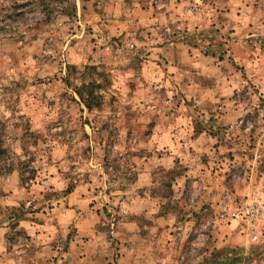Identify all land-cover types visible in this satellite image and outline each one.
Segmentation results:
<instances>
[{"label": "rangeland", "instance_id": "1", "mask_svg": "<svg viewBox=\"0 0 264 264\" xmlns=\"http://www.w3.org/2000/svg\"><path fill=\"white\" fill-rule=\"evenodd\" d=\"M227 1L0 0V264H79L72 247L91 264H264V30L237 34ZM206 39L225 76L197 74Z\"/></svg>", "mask_w": 264, "mask_h": 264}, {"label": "crops", "instance_id": "2", "mask_svg": "<svg viewBox=\"0 0 264 264\" xmlns=\"http://www.w3.org/2000/svg\"><path fill=\"white\" fill-rule=\"evenodd\" d=\"M236 0H229V1H227L226 3H227V5H229L230 7L228 8V10H230L231 11V15L230 14H226V16H228V17H230V18H233V16H235L236 17V19L235 20H237V21H239V22H242V24L241 25H239L238 27H234L233 25H232V22L233 21H231V19H225L226 20V22H225V24L224 25H221L219 28L220 29H222L223 30V28H224V26H225V28L224 29H227V27H230V26H233V29L234 30H236V32H237V34L238 33H240V32H242V31H244V30H248L249 32H252L251 30H254V28L253 29H251V24H254L255 25V27H257V26H259L261 29H263L264 30V15H262L261 16V18H260V16L259 15H255V17H253L252 15H250V14H246V13H244L243 15H245V16H242V15H238V13H235L236 11H235V9L233 8L234 6H232L231 4H233L234 2H235ZM244 8V7H243ZM237 12H241V11H237ZM225 16V15H224ZM225 16V18H227ZM212 19V18H211ZM211 19H207V22H209L208 24H207V22L205 23L206 24V26L208 27V26H210V24L211 25H213L214 23V21H212ZM261 19V20H260ZM260 20V21H259ZM253 36V35H252ZM204 40H205V38H204ZM226 46V44L224 45V47ZM236 48L235 49H233L232 50V52H231V54H234V56H233V59H234V61L237 63H241V64H244V66H245V68H247L246 67V62H250V61H255V59L256 60H258V57L255 55V53L253 52V51H251V49H253V47L252 46H250V48H249V46H245V45H234ZM233 47V45L231 44L230 45V48H232ZM192 48V47H191ZM201 48H204V51L203 50H201ZM227 48H228V46H227ZM243 48V49H242ZM194 50H195V52H196V54L197 55H195V56H198V58L196 59L197 61H199L200 63H202L201 64V69H199L198 70V72H197V74L199 75V76H202V77H207V78H212V79H216L217 77H220V75L221 76H225V73H223V74H220V71L216 68V66H215V64H214V62H218V61H220V56H221V54L224 52V51H222L221 52V50H224L223 49V47H222V45L221 44H219V45H217L212 39L210 40V39H206V41H205V43H202V46L200 45V46H197V47H194L193 48ZM260 49V48H259ZM236 50L238 51V52H236ZM203 51V52H202ZM226 51H227V49H226ZM263 51L264 50H261V56H260V58H262L263 60H264V55H263ZM253 56H256V57H253ZM223 57H224V60L225 61H227L228 59H229V56H225V55H223ZM256 62H258V61H256ZM237 63V64H238ZM209 64H212V67L211 68H209ZM219 64H221V62L219 63ZM235 72L237 73V71L235 70ZM231 75L233 74V73H230ZM235 75L236 74H234V77H232V79H234L235 78ZM230 83H233L232 81H230V82H227V79H226V81H225V84H224V86L222 87L223 89L222 90H225L224 92H227V91H229V90H231V88H233V89H235L236 87H231L229 84ZM215 86H206L205 85V83H202V84H200V86H199V88H200V90L203 92V93H206L207 92V89L209 90V92L210 93H212V96H213V94L215 95V94H218V91L214 88ZM217 97H211V99H216ZM214 103L215 102H217V100H212ZM226 104V103H225ZM212 138H213V136H211ZM72 200H75V198L74 199H72ZM70 201H71V199H70ZM84 202H86L85 200L84 201H82V204L84 203ZM72 204V203H71ZM166 221H167V219H165V223H166ZM133 226H136L135 224L133 225ZM153 229H156L155 227L153 228ZM135 230V229H134ZM136 231H137V229H136ZM138 232V231H137ZM153 232V231H152ZM124 233L126 234L127 232H125L124 231ZM139 233V232H138ZM137 237H138V234H136V233H134L133 234V238L135 239V240H137ZM78 248L77 247H72L70 250H69V256H70V254H72V255H76V258H77V261L76 262H78L79 264H91L92 263V261H90V260H92V257L87 253V252H84L83 253V251H80L81 253H77V250ZM85 249H87V245L85 246ZM125 252V251H124ZM152 252L153 253H155V252H157V253H159V251L157 250V249H155V250H152ZM128 253H129V251H128ZM145 252L144 251H136V254L138 255V257H140V255L141 254H144ZM56 254H59V253H56ZM125 254H126V252H125ZM159 254H161V253H159ZM60 255V254H59ZM63 256V255H62ZM80 256V257H79ZM82 256V257H81ZM149 256V259H148V261H147V259L146 258H144L143 260H139L140 261V263L141 264H152L151 263V258H150V255H148ZM82 258V259H81ZM90 262H89V261ZM123 264H129V263H123Z\"/></svg>", "mask_w": 264, "mask_h": 264}, {"label": "trees", "instance_id": "3", "mask_svg": "<svg viewBox=\"0 0 264 264\" xmlns=\"http://www.w3.org/2000/svg\"><path fill=\"white\" fill-rule=\"evenodd\" d=\"M78 93L80 94V96H82L80 91H78ZM81 98L84 101V103L86 104V107L88 108V110L91 111L92 105H91L90 101L83 99V96ZM4 155H5V153H4V150L2 149V136L0 135V158L3 157Z\"/></svg>", "mask_w": 264, "mask_h": 264}]
</instances>
